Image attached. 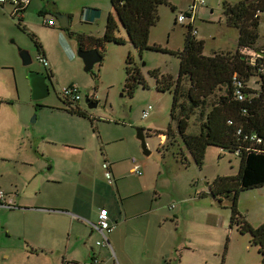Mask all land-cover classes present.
I'll list each match as a JSON object with an SVG mask.
<instances>
[{
	"label": "rangeland",
	"instance_id": "rangeland-1",
	"mask_svg": "<svg viewBox=\"0 0 264 264\" xmlns=\"http://www.w3.org/2000/svg\"><path fill=\"white\" fill-rule=\"evenodd\" d=\"M239 1L208 0L205 6L197 8L192 26L197 32L195 38L204 42V55L212 56L218 52L233 54L237 50L239 30L227 25L223 3L227 2L224 7L228 9ZM191 2L192 0H167V4L158 7V20L149 33L150 45H160L172 51L183 49L189 23L186 21L180 24L175 22V19L179 14L186 13ZM41 3L42 10H50L49 13L47 11L45 13L54 20L58 29L59 24L55 18L58 12H55V9L60 10L59 13L71 15L72 22L68 30L74 35L102 38L106 16L113 13L110 0H41ZM31 18L38 20L42 25L43 19L37 12L31 14ZM29 32L33 33L31 30ZM258 33L257 47L264 49V13L260 16ZM60 34L53 40L54 45L49 50L51 59L49 64L51 66L52 62L56 76L55 78L53 76V85H50L48 96L38 101L31 98V88L26 78L29 71L43 70L34 59L37 54L34 43L30 37L17 29L16 24L11 33H7L4 37L0 34V42L3 41L0 46L4 47L5 51L0 64L11 67L10 71L0 70V121L8 124V121L15 118L20 136H23L26 145L22 147V153H29L26 150L27 142L33 134H38V128L43 122L42 112L48 110V107L53 109L63 106L59 92L69 84H76L81 90L80 109L112 121L107 125L111 132L117 130L126 132L129 139L125 138L121 144L128 141L129 148L134 152L131 159L138 160L140 164L141 160L148 163L144 172V181L148 189L147 196L151 201H158L163 209L174 204L175 211L180 210L177 215L178 237L183 236L186 237V241H191L189 244L191 250L182 251V255H174L175 261L172 262L181 261L180 256H184L182 261H188L190 264H259L258 248L252 245L251 235L241 234L235 224L229 227L233 193L219 196L210 193V185L216 177L238 175L240 158L221 148L208 147L203 165L198 167L177 133V119L170 117L173 92L159 91L156 88L155 78L149 73L158 69L160 74H169L176 78L179 58L148 50H144L140 55L127 40L125 30L120 28L119 35L125 37V44L107 43L103 50V61L96 63L92 71L86 73L83 70V60L76 52L77 49L70 50L69 45L74 40L70 41L69 35ZM34 35L41 42L39 37ZM50 37L54 36L50 35ZM62 38L66 41V46ZM51 41L49 38L48 42ZM74 45L72 43L71 47ZM18 48L31 52L34 60L30 66H22ZM6 49H13L14 55L9 56ZM129 53L134 60L133 65L139 68L147 85V87L139 85L132 97L128 95L125 87L127 75L124 62ZM252 53L250 51L247 55L251 56ZM254 82L253 79L249 85L258 89ZM188 86V79L184 78L182 91ZM222 92L223 89L217 90L213 96L208 97L207 106L215 102ZM87 97H92L93 102L96 100L98 104L96 108L88 109L85 103ZM149 106L152 107L150 116L147 119L142 118V111ZM199 112L200 109L194 112L193 116L191 115L187 133L199 134L200 123L203 120ZM115 122H118L119 126L115 127ZM137 128L144 131V142L147 150L151 152L150 155L143 153L136 135ZM168 129L172 130L171 137L166 134ZM0 130L3 133L1 139L5 144L10 145V139L6 138L7 134L4 130ZM15 132L14 130L8 135L14 137ZM123 146L126 148L125 144ZM5 165L0 162V167ZM134 175L137 174H130L132 178ZM236 203V211L252 227H258L264 222V187L240 192ZM153 205L158 207L157 203ZM94 241L92 244L95 246ZM97 248L95 246V249Z\"/></svg>",
	"mask_w": 264,
	"mask_h": 264
},
{
	"label": "crops",
	"instance_id": "crops-1",
	"mask_svg": "<svg viewBox=\"0 0 264 264\" xmlns=\"http://www.w3.org/2000/svg\"><path fill=\"white\" fill-rule=\"evenodd\" d=\"M42 7L41 0H29L18 18L26 32L31 30L39 37L55 78L49 50L60 33L68 34L60 26L58 29L55 22L53 26L44 25L50 10ZM14 12L12 5L0 4L2 37L11 33L14 24L20 29ZM36 12L42 17L43 26L31 18ZM65 15L71 19V15ZM119 31L117 37L126 41ZM26 32L23 33L28 36ZM73 40L75 45L71 47V43L70 50L78 51V43ZM63 43L67 45L66 41ZM3 48L0 46V60L4 58ZM6 50L9 56L14 55L13 49ZM3 69L10 71L11 67L0 64ZM73 85L76 84L67 86ZM62 105L42 112L38 134L26 137L29 153H22L26 145L15 118L8 124L0 121V129L10 139V145L5 144L0 132V162L6 164L0 167V188L14 205L0 207V264H88L92 253L100 264H190L182 261L184 256H180L181 261L172 262L174 255L190 252L191 241L178 237L180 210L175 211L174 204L163 209L147 196L144 172L148 163L141 160V165L136 160L144 171L130 176L134 174V152L128 141L123 143L126 148L121 144L129 135L123 130L111 132L107 125L112 121L86 112L87 117L73 115ZM14 130V137H10L8 134ZM155 203L158 207H154ZM103 208L114 229L106 235L109 245L96 246L101 236L94 224Z\"/></svg>",
	"mask_w": 264,
	"mask_h": 264
},
{
	"label": "trees",
	"instance_id": "trees-1",
	"mask_svg": "<svg viewBox=\"0 0 264 264\" xmlns=\"http://www.w3.org/2000/svg\"><path fill=\"white\" fill-rule=\"evenodd\" d=\"M110 4L113 13L106 17L102 38L74 35L69 28L61 30H65L71 39L77 41L78 49H96L102 58L107 43L125 44L126 41L116 35L119 26L125 30L127 40L140 55L144 50H148L179 58L176 78L169 74L162 75L158 69L149 73L155 78L159 91L173 92L170 117L177 119V133L198 167H202L208 147L221 148L240 158L238 175L216 177L210 185V193L213 196L233 193L229 227L235 224L241 234L251 235L252 245L258 248L259 264H264V222L254 228L236 211L240 192L264 187V75L261 73L260 59L256 58L255 62H250L249 56L241 54L244 49L257 53L264 51L257 47L264 0H240L230 7L228 5V9L224 7L227 2L223 3L227 25L239 30L237 50L233 54L218 52L212 56L203 54L204 42L195 38L197 32L194 33L192 23L187 26L181 51L149 44V33L159 17L158 7L167 4V0H110ZM185 14L188 15V11ZM16 21L20 29L26 32L21 19L17 18ZM26 33L34 42L38 54L44 56L37 37L33 33ZM124 63L127 75L125 87L128 95L132 97L139 85H147L139 68L133 65L134 60L130 53ZM48 71L53 77L52 70ZM184 78L188 79L189 86L182 91ZM253 79L258 89L249 85ZM222 89L223 92L208 107L206 99ZM236 89H240L244 95L243 100L236 98ZM182 98L184 99L181 100ZM62 102L68 113L87 117L79 106L74 108L68 101ZM199 109L203 118L200 132L187 133L190 117ZM171 133V129L166 132L168 137H171ZM28 249L33 252L32 248Z\"/></svg>",
	"mask_w": 264,
	"mask_h": 264
},
{
	"label": "built area",
	"instance_id": "built-area-1",
	"mask_svg": "<svg viewBox=\"0 0 264 264\" xmlns=\"http://www.w3.org/2000/svg\"><path fill=\"white\" fill-rule=\"evenodd\" d=\"M208 0H192L190 3L188 11V15L186 14H179L178 17H176V22L183 24L186 20L189 22H192L195 18V13L197 11L198 7L205 6L206 2ZM8 3L12 5L15 8L14 15L16 19L20 16L21 10H24L27 5L29 4V0H0V4H5ZM23 12V11H22ZM44 25L47 26H53L54 21L50 19L49 17L45 18L43 21ZM196 33V31H194ZM253 52V51H252ZM247 53H250L249 50H241V54L248 56ZM260 59V62L262 64L261 67V73L264 75V51L257 53L253 52L251 56H249V61L250 62H255V59ZM35 61L38 62L44 69L45 72L49 75V66L48 63L46 62V58L41 55V54H36L34 57ZM51 77V76H49ZM50 81L51 78H50ZM81 91L76 85H73L71 87H63L61 91L59 92V96L61 97L62 101H68L69 104H71L72 107H76L75 103H78L81 99ZM236 95L238 100H243L244 95L240 91V89H236ZM152 110V107L149 106L147 109H144L142 111V118H147L149 116V112ZM131 162L134 164L133 167V173L138 174L140 172L141 166L137 164V161L135 159H131ZM9 195L3 191V189L0 188V207L2 208H13L14 205L11 204L10 201H8ZM109 213L107 209L103 208L99 211L98 213V218H96V223L94 224L95 230L100 233L101 236V241H98L96 243V246H107L108 240H107V234L109 232H112L114 229V224L111 223L109 220ZM88 264H100L99 258L92 253L91 254V261Z\"/></svg>",
	"mask_w": 264,
	"mask_h": 264
},
{
	"label": "water",
	"instance_id": "water-1",
	"mask_svg": "<svg viewBox=\"0 0 264 264\" xmlns=\"http://www.w3.org/2000/svg\"><path fill=\"white\" fill-rule=\"evenodd\" d=\"M55 18L60 26V28L65 29L68 28L71 25V19L70 16H67L62 13H57L55 15ZM78 56L83 60V70L86 73H89L92 71L93 66L96 63L102 62L103 58L101 54L96 49H78L77 51ZM18 55L20 57V61L22 66L28 67L33 62L32 54L29 50H25L23 48H18ZM26 78L29 82L30 88H31V98L33 100H41L48 96L50 84L48 81H50V77H48V74L46 72H38L36 70H32L28 72V75H26ZM51 85H53L52 81ZM85 103L88 106V109L96 108L97 102H93L90 100L89 97L85 98ZM34 121V118H33ZM136 135L137 138L140 140V145L143 150L144 155H150V152L147 150L145 145V136L143 133V129L137 128L136 129Z\"/></svg>",
	"mask_w": 264,
	"mask_h": 264
},
{
	"label": "flooded vegetation",
	"instance_id": "flooded-vegetation-1",
	"mask_svg": "<svg viewBox=\"0 0 264 264\" xmlns=\"http://www.w3.org/2000/svg\"><path fill=\"white\" fill-rule=\"evenodd\" d=\"M42 72H45V69H44V68H43V71H42ZM49 76H51L50 73H49L48 77H49ZM50 78H51V80L53 79L52 76H51ZM89 98H90V100L92 101V97H89ZM80 100H81V99H80ZM79 102H80V101H79ZM79 102H78V103H75L76 106H79ZM95 102H96V100H95Z\"/></svg>",
	"mask_w": 264,
	"mask_h": 264
},
{
	"label": "bare ground",
	"instance_id": "bare-ground-1",
	"mask_svg": "<svg viewBox=\"0 0 264 264\" xmlns=\"http://www.w3.org/2000/svg\"><path fill=\"white\" fill-rule=\"evenodd\" d=\"M186 21H187V20H186ZM186 21H185V22H186ZM185 22H184V23H185ZM192 22H193V21H192ZM192 22H189V21H188L189 24H191ZM184 23H183V24H184Z\"/></svg>",
	"mask_w": 264,
	"mask_h": 264
}]
</instances>
